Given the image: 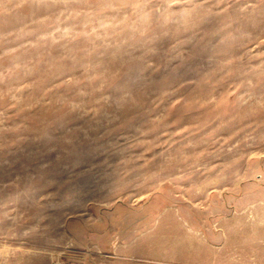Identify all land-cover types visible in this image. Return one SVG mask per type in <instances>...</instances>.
Returning a JSON list of instances; mask_svg holds the SVG:
<instances>
[{"label": "rangeland", "instance_id": "1", "mask_svg": "<svg viewBox=\"0 0 264 264\" xmlns=\"http://www.w3.org/2000/svg\"><path fill=\"white\" fill-rule=\"evenodd\" d=\"M0 264H264V0H0Z\"/></svg>", "mask_w": 264, "mask_h": 264}]
</instances>
